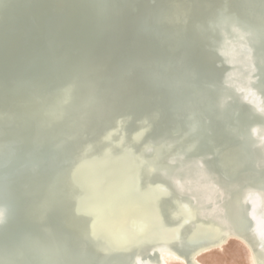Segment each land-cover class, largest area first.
I'll return each instance as SVG.
<instances>
[{
    "label": "bare ground",
    "instance_id": "bare-ground-1",
    "mask_svg": "<svg viewBox=\"0 0 264 264\" xmlns=\"http://www.w3.org/2000/svg\"><path fill=\"white\" fill-rule=\"evenodd\" d=\"M107 180L104 205L75 197ZM218 183L225 213L203 209ZM247 189L264 190V0H0V264H109L118 241L123 264H188L195 229L242 226Z\"/></svg>",
    "mask_w": 264,
    "mask_h": 264
},
{
    "label": "water",
    "instance_id": "water-1",
    "mask_svg": "<svg viewBox=\"0 0 264 264\" xmlns=\"http://www.w3.org/2000/svg\"><path fill=\"white\" fill-rule=\"evenodd\" d=\"M47 3H50L52 0H45ZM248 48L244 49L245 52H247V58L250 59V57L253 58L252 56V50H251V46L249 44L246 45ZM249 63V61H248ZM80 97H76L75 100V104H80L81 99H79ZM144 101V100H142ZM145 102V101H144ZM136 108H139L138 106H134ZM133 111H135L136 109L131 108ZM60 117H62L60 115ZM123 124L125 125H129L130 123L128 121H123ZM58 138L61 140V142H66V138L62 133H58ZM257 142L259 144L262 143V141H260L259 139L257 140ZM64 163L65 166L67 168L69 167H73V172L70 173L69 178L76 180L78 178H82V179H88L90 177V170L88 169V167H84L83 164H77V163H72V161L69 158L64 159ZM119 166H123V163H118ZM111 182L107 181H99L98 185L95 188V193H85L84 195H79V191L76 189L75 193H76V198L78 196H81V200L83 201V203H86V205H91V204H101L104 205L105 201L104 198L106 195L110 194L111 192ZM221 185L218 183L217 187L220 190L221 193V198L222 200H218L219 202H217L214 207L213 206H205L203 207V209H213V208H220L223 212L226 211L225 210V204H222V202L224 201V197H223V188L220 187ZM62 190V189H60ZM244 191V190H243ZM258 192H256L254 189H247L244 191V197H243V203L242 205H244L243 208V224L242 226H237V227H231L230 225H220L218 226L220 228V230L214 228L213 231H211L210 233H204L205 229L203 228L201 231L200 228H198V230H194L193 234H192V239H193V245L191 246L190 250L188 253H186L187 255V260H188V264H196V257L199 256L200 254L207 252L208 250H212L214 247L216 246H220L223 244H226L230 238L233 237H239L241 239H243L248 247L250 248L252 255L255 257V262L256 264H264V190L262 189H258ZM61 194H65V191H61ZM192 202V201H191ZM193 203V202H192ZM1 207V206H0ZM160 213V212H159ZM225 213V212H224ZM189 217H193L192 219H197L196 215H192L191 212H189ZM49 216H47L48 219H50V214H48ZM159 216V221L162 223V221L164 220V216H162V214H158ZM138 220H141V218L139 217ZM137 219L133 222L134 224H136L137 226H139L137 223L139 222ZM156 222V224L158 223L157 218L156 220H153ZM192 221V220H191ZM6 224V222L3 220L0 222V226H4ZM217 225V224H216ZM170 227V226H168ZM176 226H172L170 227L171 231H178V229L180 230V228H174ZM179 227H181L182 230H184L186 227H190L189 225H179ZM125 228L128 229V234L123 233L124 236L129 237L131 240L135 241L136 240V231L135 229L137 227H135V229H133L130 225H126ZM210 228V227H209ZM152 229V228H151ZM99 227H95L93 229L90 230V234L96 239L98 245L100 247H102L103 245L106 246V244L108 243V240L106 242V240L104 239V237H100L98 234ZM100 231V230H99ZM201 231V232H200ZM135 232V233H133ZM129 235V236H128ZM131 235V236H130ZM181 239H176L174 238V236L171 238H168L166 241V243H168L169 245H173L174 247L178 248V249H182V247L184 245H187V243H189L188 241H185L183 238V233H179ZM174 238V239H173ZM129 239V240H130ZM34 242L36 243L35 239H33ZM70 241H74L75 238L73 236L70 237L69 239ZM163 240V239H160ZM104 243V244H103ZM38 244V242L36 243ZM124 244L123 242L118 241V245L116 246L117 248H112V251L115 252V257L111 260H113V262H111L112 264H123V259H124ZM108 247V246H107ZM126 248V247H125ZM111 250V249H110ZM105 262L110 263V260L104 259ZM132 264H144L142 263L139 258L136 256H134V259L132 260Z\"/></svg>",
    "mask_w": 264,
    "mask_h": 264
},
{
    "label": "rangeland",
    "instance_id": "rangeland-1",
    "mask_svg": "<svg viewBox=\"0 0 264 264\" xmlns=\"http://www.w3.org/2000/svg\"><path fill=\"white\" fill-rule=\"evenodd\" d=\"M250 248L236 238H230L222 249H214L199 255L205 264H252Z\"/></svg>",
    "mask_w": 264,
    "mask_h": 264
}]
</instances>
